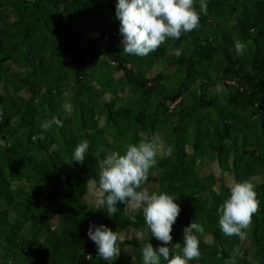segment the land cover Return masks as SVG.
<instances>
[{
    "label": "trees",
    "instance_id": "obj_1",
    "mask_svg": "<svg viewBox=\"0 0 264 264\" xmlns=\"http://www.w3.org/2000/svg\"><path fill=\"white\" fill-rule=\"evenodd\" d=\"M115 3L0 0V84L26 92L0 91V264H106L86 236L90 222L119 240L147 230L130 240L141 264V247L159 246L142 212L118 204L109 217L86 198L105 151L159 135L171 154L157 157L143 187L177 198L172 229L191 220L203 227L200 258L190 262L225 264L239 249L235 264H264V0H207L196 29L145 57L122 52ZM235 42L246 44L239 57ZM53 116L63 126L39 140L40 122ZM84 140V162H71ZM211 162L254 185L248 245L219 231L229 184L205 173Z\"/></svg>",
    "mask_w": 264,
    "mask_h": 264
},
{
    "label": "clouds",
    "instance_id": "obj_2",
    "mask_svg": "<svg viewBox=\"0 0 264 264\" xmlns=\"http://www.w3.org/2000/svg\"><path fill=\"white\" fill-rule=\"evenodd\" d=\"M116 0L115 19L119 21L122 52L127 55L145 57L165 43L179 40L182 33H189L199 26L202 14L207 13V0ZM246 44L235 42L233 51L239 57L244 54ZM177 55H180L179 51ZM65 113L71 105H62ZM63 126L62 119L55 116L40 122L38 139L53 127ZM87 140L79 142L71 154V162L82 164L88 152ZM171 154L159 139L145 136L135 144H128L120 151H105L99 163L98 189L95 209L104 210L109 217L117 212L118 204H128L133 213L142 212L144 223L151 237L159 242L155 249L148 242L140 249L141 264H189L200 258L197 233L204 229L191 220L183 229L182 241L172 244V226L179 213L177 198L165 192L152 191L143 187L149 170L157 163V157ZM228 195L217 207L219 231L225 237L244 239V232L251 216L257 211L254 185L247 181H234L228 186ZM87 238L96 245L99 259L112 264L120 254L118 234L105 224L89 223ZM239 249H234L225 264H235Z\"/></svg>",
    "mask_w": 264,
    "mask_h": 264
},
{
    "label": "rangeland",
    "instance_id": "obj_3",
    "mask_svg": "<svg viewBox=\"0 0 264 264\" xmlns=\"http://www.w3.org/2000/svg\"><path fill=\"white\" fill-rule=\"evenodd\" d=\"M10 20H13V16H10ZM111 39V36L108 34L106 37L105 42L103 43V47L106 46L107 42ZM0 91H2L3 93H15L18 92L20 94H26L25 90L23 89H18L16 91V88H14V86H12L10 83H7L5 86H3L2 84H0ZM158 115H160V113H157ZM105 122V118L101 117V123ZM157 139H159L160 141H162V137L161 135L157 136ZM163 145V144H162ZM164 146V145H163ZM165 148V147H164ZM166 149V148H165ZM205 173H214L219 180H224L225 182H227L228 184H231L232 182H234L233 179V175L232 173L228 172V171H224L220 168V166L218 165L217 162H211L209 163L205 169H204ZM152 184L150 182H146V187L148 190H150ZM100 196V192L98 189V185L96 184V182L93 179L89 180V193L87 195V201L91 204V206L95 207V199L98 198ZM43 203L46 204V200H45V196L43 197ZM128 211H131V206H128ZM50 225L52 227H55L57 225V220H52L50 221ZM183 227H174V229H172L171 235H172V244H176L175 243V237L176 236H180L183 237V232L182 229ZM147 234V230L145 229H135V228H130L126 231H123L120 233V240H122L125 244L120 245V254L115 258L116 261L118 260H124L125 263L128 264H133L134 262V257L132 255V243L130 242V240H132L133 238H144ZM207 241H212V237L211 236H207L206 237ZM244 243L246 245L249 244V240L246 236H244ZM88 241V240H87ZM189 264H200V263H192L189 262Z\"/></svg>",
    "mask_w": 264,
    "mask_h": 264
}]
</instances>
